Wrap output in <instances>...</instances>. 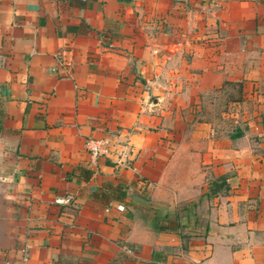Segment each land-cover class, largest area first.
Returning <instances> with one entry per match:
<instances>
[{
    "label": "crops",
    "instance_id": "obj_1",
    "mask_svg": "<svg viewBox=\"0 0 264 264\" xmlns=\"http://www.w3.org/2000/svg\"><path fill=\"white\" fill-rule=\"evenodd\" d=\"M21 247L264 264V0H0V264Z\"/></svg>",
    "mask_w": 264,
    "mask_h": 264
},
{
    "label": "built area",
    "instance_id": "obj_2",
    "mask_svg": "<svg viewBox=\"0 0 264 264\" xmlns=\"http://www.w3.org/2000/svg\"><path fill=\"white\" fill-rule=\"evenodd\" d=\"M86 147L90 151L93 157L105 156L109 154L108 144L106 140H88L86 142ZM72 200V196L69 193L57 196L53 199V202L58 205H67ZM118 209H122L120 204L117 205ZM29 254L25 247H21L19 258L15 261L6 262L5 264H29L28 263ZM152 264H159L158 262H153Z\"/></svg>",
    "mask_w": 264,
    "mask_h": 264
},
{
    "label": "trees",
    "instance_id": "obj_3",
    "mask_svg": "<svg viewBox=\"0 0 264 264\" xmlns=\"http://www.w3.org/2000/svg\"><path fill=\"white\" fill-rule=\"evenodd\" d=\"M89 174V172H86ZM224 188V179L221 177L219 179L213 180L209 184L208 192L214 194L215 192ZM108 197L116 201H122L125 196V187L121 184L115 186H108ZM96 195V193H95Z\"/></svg>",
    "mask_w": 264,
    "mask_h": 264
}]
</instances>
